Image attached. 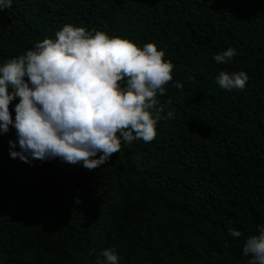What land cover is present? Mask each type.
<instances>
[{
    "label": "trees",
    "instance_id": "trees-1",
    "mask_svg": "<svg viewBox=\"0 0 264 264\" xmlns=\"http://www.w3.org/2000/svg\"><path fill=\"white\" fill-rule=\"evenodd\" d=\"M69 24L163 50L165 118L92 171L13 159L15 128L0 134V264H103L105 248L119 264H248L243 245L264 226V0H12L0 67ZM221 71L249 80L228 91Z\"/></svg>",
    "mask_w": 264,
    "mask_h": 264
},
{
    "label": "clouds",
    "instance_id": "clouds-1",
    "mask_svg": "<svg viewBox=\"0 0 264 264\" xmlns=\"http://www.w3.org/2000/svg\"><path fill=\"white\" fill-rule=\"evenodd\" d=\"M11 5L12 0H0V12ZM237 54L229 47L213 59L227 63ZM164 56L154 43L141 50L127 39L92 35L69 24L55 41L46 38L6 61L0 67V134L10 126L16 130V141H8L10 157L26 163L59 158L69 165L82 162L92 171L119 152L122 142L154 140L156 125L165 118L157 95L164 94V85L173 78L174 65ZM248 80L245 71H221L216 83L228 91L243 90ZM176 86L182 87L179 82ZM17 98L13 119L9 104ZM173 115L167 112V118ZM17 144L19 151H12ZM228 231L241 236L236 229ZM258 232L243 245V255L251 256L248 264H264V226ZM101 254L103 264H119L114 248Z\"/></svg>",
    "mask_w": 264,
    "mask_h": 264
}]
</instances>
